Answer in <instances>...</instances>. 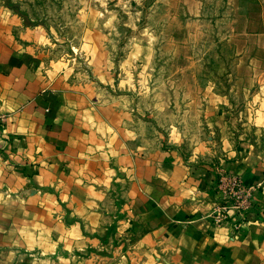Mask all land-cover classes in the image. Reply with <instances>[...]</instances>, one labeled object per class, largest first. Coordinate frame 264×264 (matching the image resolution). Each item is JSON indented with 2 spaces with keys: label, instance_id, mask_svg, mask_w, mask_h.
Returning <instances> with one entry per match:
<instances>
[{
  "label": "crops",
  "instance_id": "crops-1",
  "mask_svg": "<svg viewBox=\"0 0 264 264\" xmlns=\"http://www.w3.org/2000/svg\"><path fill=\"white\" fill-rule=\"evenodd\" d=\"M235 5L247 132L222 166L264 207V0ZM37 58L0 40V264H129L110 247L121 238L150 264L158 248L179 264H264V208L237 238L213 223L222 200L199 138L146 134L131 110Z\"/></svg>",
  "mask_w": 264,
  "mask_h": 264
},
{
  "label": "rangeland",
  "instance_id": "rangeland-1",
  "mask_svg": "<svg viewBox=\"0 0 264 264\" xmlns=\"http://www.w3.org/2000/svg\"><path fill=\"white\" fill-rule=\"evenodd\" d=\"M235 3L0 0V40L32 55L31 65L38 57L45 66L58 64L64 76L90 82L109 104L131 110L130 116L141 122L146 134L150 129L158 139L171 132L177 138L181 134L199 138L211 163L206 162L216 168L212 188L222 200L212 211V219L224 203V195L219 192L222 176L240 178L252 192L250 206L234 210L245 211L244 223L232 225V218H226L227 222L213 219L216 227H228L231 236L237 238L239 229L248 225L249 215L260 216L259 210L264 207L256 197V185L246 183L239 171L230 173L222 166L232 147H244L241 136L247 132L242 123L246 87L239 79L247 50L241 53L243 34L238 30L242 21ZM214 104L224 112L211 114L207 107ZM0 115L2 138L8 115ZM136 244L121 238L110 242V247L120 250V259L123 256L129 264H150L148 259L132 253ZM151 253L158 264H179L161 248Z\"/></svg>",
  "mask_w": 264,
  "mask_h": 264
},
{
  "label": "built area",
  "instance_id": "built-area-1",
  "mask_svg": "<svg viewBox=\"0 0 264 264\" xmlns=\"http://www.w3.org/2000/svg\"><path fill=\"white\" fill-rule=\"evenodd\" d=\"M2 124L3 116L0 115V126ZM219 192L224 195V203L216 210L218 212L213 217L214 221L223 222L226 221V218L229 220L232 218V225H240V222L244 223L243 217L244 219L246 218L245 211L236 213L234 210L237 211L241 207L244 209L250 206L252 192L249 190V187L240 178L230 177V175L226 174V176H222V184ZM234 216L242 220L236 221Z\"/></svg>",
  "mask_w": 264,
  "mask_h": 264
}]
</instances>
